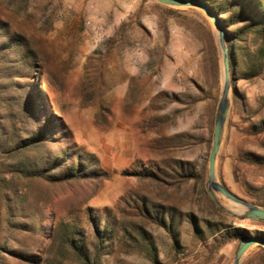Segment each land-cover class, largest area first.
<instances>
[{"label":"rangeland","instance_id":"rangeland-1","mask_svg":"<svg viewBox=\"0 0 264 264\" xmlns=\"http://www.w3.org/2000/svg\"><path fill=\"white\" fill-rule=\"evenodd\" d=\"M0 16L29 39L54 113L105 172L81 186L53 187L61 208L75 218L87 206L116 210L123 198L143 194L183 216L222 224L209 231L201 221L197 236L183 217L173 237L140 222L150 239L122 243L103 264H231L240 241L220 244L221 234L235 228L264 232V221L236 218L239 206L218 193L219 211L210 210L207 178L204 185H170L129 174L173 161L207 168L222 86L221 53L208 18L153 0H0ZM236 87L252 103L263 101L264 72L236 80ZM232 95L231 88L216 177L252 203L264 199V165L249 163L245 154L264 155V134L249 133V108L241 113ZM0 264L26 263L0 252ZM240 264L264 260L252 246Z\"/></svg>","mask_w":264,"mask_h":264},{"label":"trees","instance_id":"trees-1","mask_svg":"<svg viewBox=\"0 0 264 264\" xmlns=\"http://www.w3.org/2000/svg\"><path fill=\"white\" fill-rule=\"evenodd\" d=\"M198 1L223 27L233 105L243 114L249 108L245 118L251 122L249 133L264 134V100L252 103L236 87V80H252L264 72V4L261 0ZM42 84L36 50L24 33L14 31L0 16V252L26 264H103L122 243L135 242L136 236L150 239L140 222L161 226L173 237L183 217L197 236L203 234L201 221L209 231L222 225L200 221L192 213L183 216L143 194L123 198L116 210L87 206L81 216L71 217L52 188L91 183L105 177V172L94 154L77 146L71 130L54 113ZM245 159L264 165V155L248 152ZM129 174L157 184L193 181L204 185L207 168L205 163L197 168L173 161ZM204 194L208 208L219 211L206 191ZM252 203L264 209L263 198ZM248 237L264 238V232L226 230L219 243ZM256 248L264 260V248Z\"/></svg>","mask_w":264,"mask_h":264},{"label":"water","instance_id":"water-1","mask_svg":"<svg viewBox=\"0 0 264 264\" xmlns=\"http://www.w3.org/2000/svg\"><path fill=\"white\" fill-rule=\"evenodd\" d=\"M160 4L170 7H181L194 9L203 14L210 20L213 25L218 46L221 53V67H222V86L219 102L214 116L212 143L207 159V192L213 202L218 206L215 193L220 194L227 200L239 206V213H232L238 219H254L264 221V209L260 208L251 202H248L231 192L225 185L217 180L216 177V158L220 149L224 126L228 111L230 108V93H231V77L229 66V52L227 48L226 38L223 27L217 20L213 12L201 1L198 0H153ZM252 246H260L264 248V238L248 237L239 242L236 255L231 264H240L246 251Z\"/></svg>","mask_w":264,"mask_h":264}]
</instances>
